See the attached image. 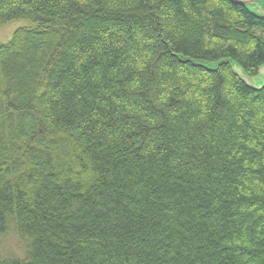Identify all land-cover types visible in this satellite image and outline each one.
<instances>
[{"label": "trees", "instance_id": "16d2710c", "mask_svg": "<svg viewBox=\"0 0 264 264\" xmlns=\"http://www.w3.org/2000/svg\"><path fill=\"white\" fill-rule=\"evenodd\" d=\"M0 264H264V17L231 0H0Z\"/></svg>", "mask_w": 264, "mask_h": 264}, {"label": "rangeland", "instance_id": "374dc122", "mask_svg": "<svg viewBox=\"0 0 264 264\" xmlns=\"http://www.w3.org/2000/svg\"><path fill=\"white\" fill-rule=\"evenodd\" d=\"M249 1V0H243ZM252 8H256L261 12H264V0H255L251 5ZM30 21L27 19H14L2 27H0V43L9 41L14 31L18 27L29 25ZM256 33L264 37V29L256 28ZM256 85H260L264 82V72L252 78ZM26 251L25 243L15 234L13 227H10L8 232L0 235V253L3 255H15L17 257L24 256Z\"/></svg>", "mask_w": 264, "mask_h": 264}, {"label": "water", "instance_id": "95a60500", "mask_svg": "<svg viewBox=\"0 0 264 264\" xmlns=\"http://www.w3.org/2000/svg\"><path fill=\"white\" fill-rule=\"evenodd\" d=\"M231 1H233V2H235V3H237V4H240V5H243V6H249V5H251V4H253V3L255 2V0H249V1H243V0H231ZM249 7H250L251 10L254 11L257 15L264 17V12H261V11H259V10L256 9V8H252L251 6H249ZM227 62L231 64L234 73H235L237 76H239V77H240V78H241V79H242V80H243V81H244V82H245L250 88H253V89H255V90H261V89L264 88V82H263L262 84H260V85H256V84L253 82V80H252V78H254L255 76H254V77H250V76L246 75V74L244 73L243 69H242L240 66H238L236 63H232L231 60H228ZM261 72H264V65H263L262 67L259 68L258 75H259V73H261Z\"/></svg>", "mask_w": 264, "mask_h": 264}]
</instances>
